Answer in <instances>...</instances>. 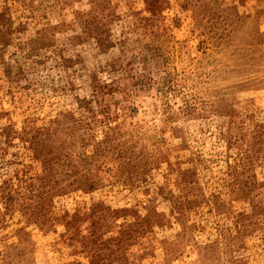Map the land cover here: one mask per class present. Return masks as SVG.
I'll list each match as a JSON object with an SVG mask.
<instances>
[{"label":"rangeland","instance_id":"rangeland-1","mask_svg":"<svg viewBox=\"0 0 264 264\" xmlns=\"http://www.w3.org/2000/svg\"><path fill=\"white\" fill-rule=\"evenodd\" d=\"M0 264H264V0H0Z\"/></svg>","mask_w":264,"mask_h":264}]
</instances>
